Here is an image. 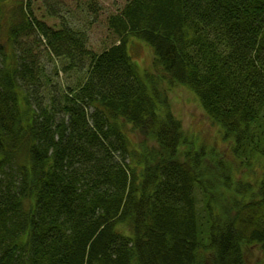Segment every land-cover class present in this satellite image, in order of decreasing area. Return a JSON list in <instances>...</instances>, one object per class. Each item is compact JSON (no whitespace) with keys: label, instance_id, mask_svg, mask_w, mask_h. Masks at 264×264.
<instances>
[{"label":"trees","instance_id":"obj_1","mask_svg":"<svg viewBox=\"0 0 264 264\" xmlns=\"http://www.w3.org/2000/svg\"><path fill=\"white\" fill-rule=\"evenodd\" d=\"M31 1L0 0V264H264V0H129L109 18L118 42L100 53L77 27L34 17ZM234 28L250 48L238 85L227 65ZM31 29L64 71H83L46 104L44 69L16 54ZM134 39L152 49L158 76L140 72ZM172 85L195 94L257 180L195 148L168 102ZM254 246L263 262L248 263Z\"/></svg>","mask_w":264,"mask_h":264},{"label":"rangeland","instance_id":"obj_2","mask_svg":"<svg viewBox=\"0 0 264 264\" xmlns=\"http://www.w3.org/2000/svg\"><path fill=\"white\" fill-rule=\"evenodd\" d=\"M129 0H32V15L38 20L43 21L53 29H61L67 24L70 27H77L87 35L86 47L96 53H100L106 48L118 42L117 34L109 25V18L113 14L120 13ZM14 2L4 6L3 18H1V28L5 34L12 7ZM55 14V15H52ZM247 32L239 28L232 29L229 34V48L231 58L228 60V74L233 82L238 85L242 72L245 69V62L250 53V48L246 44ZM45 39L38 31L29 30L22 33L16 44V54L19 57H30L44 71L45 76H41L42 97L41 100L46 104L48 91H51L56 85L75 87L83 71L78 68L72 71L63 70V59H56L47 48ZM6 55H13V46L5 41ZM132 59L136 62L140 72L147 71L153 76L158 73L151 68L154 61V53L150 47L140 40L134 39L130 44ZM9 60V57H8ZM11 61H14L12 58ZM2 64L0 60V65ZM57 68L59 74H57ZM45 78L51 82V87L45 85ZM167 94L168 102L172 112L182 121L183 129L186 135L194 141L195 148L204 147L205 149H215L228 162H231L235 168V176L255 181L260 177V169L254 165L250 170L240 167L238 161L232 153V145L229 141L223 139L222 128L212 121L205 113L194 93L180 85H172ZM88 115H91L93 108L87 109ZM120 124L126 133L131 147H137L141 136L133 129L130 124ZM248 263L263 262V257L258 253V246L248 249Z\"/></svg>","mask_w":264,"mask_h":264}]
</instances>
